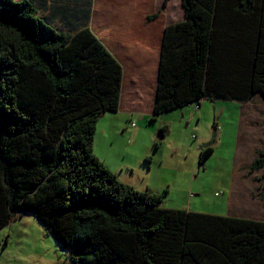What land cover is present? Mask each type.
<instances>
[{
    "label": "trees",
    "instance_id": "1",
    "mask_svg": "<svg viewBox=\"0 0 264 264\" xmlns=\"http://www.w3.org/2000/svg\"><path fill=\"white\" fill-rule=\"evenodd\" d=\"M33 2L0 0V231L34 216L70 264H264L263 221L164 209L163 194L122 183L97 158L122 65L88 24L66 33ZM182 3L184 21L164 32L151 121L204 99L264 100V0ZM255 171L264 180L263 152Z\"/></svg>",
    "mask_w": 264,
    "mask_h": 264
},
{
    "label": "crops",
    "instance_id": "2",
    "mask_svg": "<svg viewBox=\"0 0 264 264\" xmlns=\"http://www.w3.org/2000/svg\"><path fill=\"white\" fill-rule=\"evenodd\" d=\"M92 1L94 8L96 0ZM136 1L138 2V0ZM164 2L166 0H141L138 4L140 9L151 7L153 12H156ZM98 3L104 2L98 1ZM173 4L174 0H168L166 9L159 17L151 19L154 23H151L146 29L135 27L134 24L131 25L129 20L118 21L115 23V27H111L115 19L112 18L111 13L114 9L109 6V3L107 6L98 4L93 12L90 11L87 23L123 68L121 98L117 112L122 121L121 125L118 126L120 128L118 130V144L114 145L113 143V146L110 147L111 151L114 154L120 153L126 161L120 169H124V167L132 168L130 172L133 174H138L141 171L142 181L133 180L129 174H124L123 170L118 172L119 170H115V166L110 162H103V164L113 173H119V176L115 174L122 183L133 186L134 189L141 192L156 194H162L166 189L176 185L181 174L190 176V173L194 172L195 160L197 159V162L199 160L202 147L209 144V140L202 136L201 129L198 128V132L195 135L192 134L191 137L192 140L196 141V147H191L189 153H183L185 148L181 147L182 144L184 146V143L180 142V146L174 147L170 152L168 146H175L177 142V140L176 142L171 140L169 143L170 131L173 125H186V128H188L194 117L198 115V110L203 112L206 102H216L204 99L201 100L198 108L195 104H191L175 110L178 113L172 118L166 115L170 113L167 112L159 116L157 120L151 121L154 117L164 32L169 25L182 22L185 19L184 7L181 8L182 12L173 17L171 7ZM40 5L41 8H45L43 3H40ZM135 9L133 4L129 5L128 2H125V6L120 10L127 13L129 10L134 12ZM68 16L70 15H65L62 19H69ZM55 19L58 23L62 20L60 18ZM140 20L145 22L144 17H141ZM259 98L264 104L261 95L256 96L248 103H240L243 106L241 120L237 127L238 134L236 135H238V138H236L234 149V180L231 187L232 195L229 199L228 215L226 216L264 222V180L262 179V171L253 173H256V179H251L252 176L248 177L250 175L246 176L245 174L248 167L255 161L257 152L264 153V105L255 103ZM187 107H194V110L185 109ZM214 107L217 109V104ZM213 128L216 130L215 125ZM162 129L166 130L165 136L161 135L165 140L157 143ZM113 138L111 139L112 142ZM154 144L156 147H153ZM212 146L213 144L209 147ZM165 148L168 152L165 151ZM212 148L215 153L218 146ZM130 156L135 157L137 167L130 163ZM178 158L182 165L179 163L174 164L178 161ZM190 160L191 164L189 163ZM200 166L202 167L199 169L205 168V164H200ZM120 173H122L121 176ZM155 173L159 174L157 182L154 179ZM242 173L246 177H243L244 174ZM248 180L250 181L246 182ZM249 183L252 185L250 190L254 191L252 196L251 194H245V188ZM255 191L258 192V196L253 195Z\"/></svg>",
    "mask_w": 264,
    "mask_h": 264
},
{
    "label": "rangeland",
    "instance_id": "3",
    "mask_svg": "<svg viewBox=\"0 0 264 264\" xmlns=\"http://www.w3.org/2000/svg\"><path fill=\"white\" fill-rule=\"evenodd\" d=\"M33 1L41 17L48 24H54L53 26H56L59 30L66 33H73L79 26L87 24L90 11L93 12V9L98 4L107 6L109 3V6H112V9H114L111 13L112 18L115 20L111 27H115V23L118 21L129 20L131 25L134 24L135 27H140V29H146L147 26L154 23L150 19V17H152L151 15H156V19L167 7V2H164L161 8L156 12H153L151 7L148 9L144 7L143 9L146 10H143L140 9V5L138 4L141 0H138V2L136 0H96L94 8L92 0ZM98 1L104 3H98ZM125 2H128L129 5L133 4L136 8L134 12L129 10L126 13L120 10L125 6ZM40 3H43L45 8H41ZM50 4L51 6H49ZM49 7L51 8L49 9ZM98 7L100 8L101 6ZM171 7L173 10V17H176L179 12H182V1L174 0V4ZM55 13L58 16H55ZM65 15H70L68 16L69 19H62ZM183 15L182 13V16ZM141 17H144L145 22L140 20ZM55 18H60L62 20L58 23ZM112 56L116 58L113 54ZM255 103L262 106L264 105L260 98L257 99ZM215 104H217V109L214 107ZM242 106L243 104L230 101L219 100L216 102H206L203 112L198 110V115L194 117L188 128H186V125H177L174 123L175 125H173L170 131L169 143L171 140L175 142L177 140V142L175 146H168L170 152L174 147L180 146V142H183L184 146L182 144L181 147L185 148L183 153H189L191 147H196V141L192 140L191 137L192 134L195 135V133L198 132V128L201 129L202 136L209 140V144L214 141L212 143L213 146H218V148L216 152L203 163L205 164V168L199 169L202 166H200L201 163L199 160L197 162L196 159L194 172L190 173V176H183L181 174V176L178 177L177 184L166 189V191L162 193L164 196L160 204L162 208L223 216L228 215L229 199L232 195L231 187L234 180V149L236 138H238L236 134H238L237 127L241 120ZM193 108L194 107H187L185 109L192 111L194 110ZM177 113V111H173L166 115L172 118L177 115ZM256 113L259 114L258 112ZM121 121L122 119L117 113H106L101 117L95 136V155L102 163L110 162L113 164L115 166L114 169L119 170L118 172L123 170L124 174H129L133 180L142 181L140 175L141 171L138 174H133L130 172L132 168L124 167V169H120L124 166L126 161L122 158L120 153L114 154L111 151L110 147L113 146V143L114 145L118 144V130L120 129L118 126L121 125ZM214 125L216 130L213 128ZM160 133L157 143L165 140L161 137ZM112 138L113 142L111 140ZM153 147H156V145L154 144ZM168 150L165 148V151L168 152ZM129 159L130 163L137 167L135 157L130 156ZM177 163L182 165L179 158L174 164ZM189 163L191 164V160ZM247 173L248 172H245L246 176L250 175L248 177L252 176L251 179H256V173L252 175ZM116 174L119 176V173ZM121 174L122 173H120V176ZM245 174L243 177H246ZM158 177L159 174L155 173L154 179L156 182L158 181ZM249 181L250 180L246 182ZM250 187H252V185L250 183L247 184L245 194H251L252 196L254 191L252 192ZM165 192L169 193L165 194ZM253 195L258 196V192L255 191ZM0 262L1 264H70V257L69 253L60 247L54 237L48 234L43 224L38 221V219L34 216L25 215L23 217H16L9 226L0 231Z\"/></svg>",
    "mask_w": 264,
    "mask_h": 264
},
{
    "label": "clouds",
    "instance_id": "4",
    "mask_svg": "<svg viewBox=\"0 0 264 264\" xmlns=\"http://www.w3.org/2000/svg\"><path fill=\"white\" fill-rule=\"evenodd\" d=\"M201 102V101H200ZM200 102H198V103H195V105H196V108H198L199 107V105H200ZM209 147V146H208ZM202 150V149H201Z\"/></svg>",
    "mask_w": 264,
    "mask_h": 264
},
{
    "label": "water",
    "instance_id": "5",
    "mask_svg": "<svg viewBox=\"0 0 264 264\" xmlns=\"http://www.w3.org/2000/svg\"><path fill=\"white\" fill-rule=\"evenodd\" d=\"M213 142H214V141H213ZM213 142H212V143H213ZM212 143H211V144H208V145H205V146H203V147H202V149H203V148H206V147H208V146H211V145H212Z\"/></svg>",
    "mask_w": 264,
    "mask_h": 264
}]
</instances>
